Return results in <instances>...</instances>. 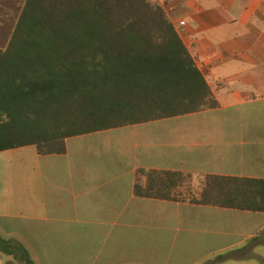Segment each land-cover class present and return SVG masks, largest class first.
Masks as SVG:
<instances>
[{"label":"crops","instance_id":"crops-1","mask_svg":"<svg viewBox=\"0 0 264 264\" xmlns=\"http://www.w3.org/2000/svg\"><path fill=\"white\" fill-rule=\"evenodd\" d=\"M153 1L220 107L72 137L64 155L0 152V237L35 264H264V213L192 203L210 175L264 180V0ZM25 3L0 0V49ZM168 121L180 127L140 128ZM140 170L188 180L174 200L141 198ZM0 264L23 263L0 253Z\"/></svg>","mask_w":264,"mask_h":264},{"label":"trees","instance_id":"trees-1","mask_svg":"<svg viewBox=\"0 0 264 264\" xmlns=\"http://www.w3.org/2000/svg\"><path fill=\"white\" fill-rule=\"evenodd\" d=\"M220 104L164 8L153 0H26L0 49V152L215 110ZM141 198L174 200L188 177L145 171ZM193 204L264 213V180L210 175ZM0 253L35 264L0 237Z\"/></svg>","mask_w":264,"mask_h":264},{"label":"rangeland","instance_id":"rangeland-1","mask_svg":"<svg viewBox=\"0 0 264 264\" xmlns=\"http://www.w3.org/2000/svg\"><path fill=\"white\" fill-rule=\"evenodd\" d=\"M20 3H23V0H20ZM15 18V17H14ZM8 35L7 33L1 35L3 37V44H6L7 42V37H4ZM6 42V43H5ZM213 119L212 116H201V117H184L181 119V122L184 123V122H190V121H200V120H211ZM152 126H156V127H159L161 128L163 131H166L167 134H169L171 131H175L177 127H180V125H178L176 123V121H168L167 123H162V124H157V125H143L141 126L140 128L142 130H147L148 128H151ZM146 182L145 178H142L141 180V185H144Z\"/></svg>","mask_w":264,"mask_h":264},{"label":"built area","instance_id":"built-area-1","mask_svg":"<svg viewBox=\"0 0 264 264\" xmlns=\"http://www.w3.org/2000/svg\"><path fill=\"white\" fill-rule=\"evenodd\" d=\"M180 27H185L186 26V22H184V21H182V22H180Z\"/></svg>","mask_w":264,"mask_h":264}]
</instances>
